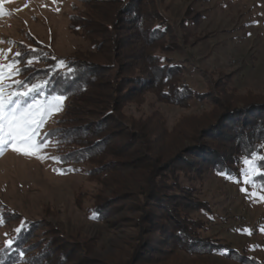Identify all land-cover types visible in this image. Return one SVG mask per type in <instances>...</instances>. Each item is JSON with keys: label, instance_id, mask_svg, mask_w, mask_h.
<instances>
[{"label": "trees", "instance_id": "16d2710c", "mask_svg": "<svg viewBox=\"0 0 264 264\" xmlns=\"http://www.w3.org/2000/svg\"><path fill=\"white\" fill-rule=\"evenodd\" d=\"M79 4L72 6L68 27L89 43L86 53L60 58L33 40V48L24 49L15 60L21 82L43 85L26 100L41 99L46 104L53 96L66 97L64 115L47 132L55 134L47 142L56 143L64 173L83 169L88 181L98 186L87 214L107 221L126 209L140 213L139 245L127 264L160 258L166 254L161 245L171 252L181 249L239 260L241 254L230 244L205 235L204 218H210L212 210L200 198V185L209 173L237 175L252 152L264 155V102L227 103L224 88L228 79L207 92L194 91L182 67L170 56L179 49L177 38L164 26L166 20L154 1L79 0ZM191 13L190 8L181 29L193 19ZM28 59L33 61L30 65ZM12 91H25L23 83ZM148 94L161 104L180 108L193 102L210 105L214 116L194 127L185 139L188 143L177 145L169 156L152 155L151 151H157L153 139L158 130H148L146 121L128 114ZM108 178H113V186L106 185ZM253 185L264 189V175H256ZM102 188L110 189L106 196ZM40 230H45V237L38 235ZM153 232L163 238L150 241L145 234ZM60 234L45 221H31L13 234L11 248L0 252V264H74L76 260L75 264H110L80 261L82 254L89 256L86 245L72 244ZM150 248L145 255L144 250ZM153 252L160 256L150 255ZM242 260L264 264L247 256Z\"/></svg>", "mask_w": 264, "mask_h": 264}, {"label": "rangeland", "instance_id": "374dc122", "mask_svg": "<svg viewBox=\"0 0 264 264\" xmlns=\"http://www.w3.org/2000/svg\"><path fill=\"white\" fill-rule=\"evenodd\" d=\"M152 1L166 20L164 26H169L177 38L179 49L170 56L182 67L194 91L207 92L228 79L230 83L224 88L227 103L242 106L250 99L264 102V0ZM73 4L80 6L79 0H0V50L5 53L0 57V70L4 72L3 84L11 85L5 88L6 93L17 86L15 81L22 80L19 75L9 76L12 69L7 65L16 59L17 52L32 49L33 40L60 58L87 52L89 43L68 27ZM190 8L193 19L181 29ZM91 59L103 61L99 57ZM16 67L20 69V65ZM36 101L46 106L41 99ZM141 103L132 105L128 114L146 121L148 130H158L157 139H153L157 151H151L157 156L167 157L177 145L188 143L185 139L193 128L214 116L212 107L202 103L180 108L161 104L151 94L145 95ZM64 112L63 105L62 111L50 115L41 130V139L56 127ZM41 154L43 160L11 149L0 154V252L17 228L39 220L54 226L70 243H84L90 252L88 257L82 254L80 261L86 258L127 264L139 245L140 213L126 209L111 220L91 218L87 207L98 186L88 181L81 167L76 174L62 171L60 161L52 159L59 158L54 141L47 142ZM244 168L243 162L235 176L209 173L200 185V198L212 210L210 218H204L208 227L205 235L230 244L241 254L239 260L181 249L171 252V248L161 245L159 248L166 254L153 252L150 255L160 258L146 264H245L244 256L264 263V189L253 185L256 175L249 178L252 183H245L241 175ZM112 181L108 178L106 185H112ZM109 190L102 188L101 193L106 196ZM44 232L37 233L43 238ZM145 236L150 241L163 238L156 232ZM150 250H144V254Z\"/></svg>", "mask_w": 264, "mask_h": 264}, {"label": "snow or ice", "instance_id": "6c2138e0", "mask_svg": "<svg viewBox=\"0 0 264 264\" xmlns=\"http://www.w3.org/2000/svg\"><path fill=\"white\" fill-rule=\"evenodd\" d=\"M58 10V9H57ZM2 42V41H0ZM11 43V42H9ZM10 51V49H9ZM35 51V49H33ZM5 56V53L0 50V57ZM16 57H20L21 53L17 52ZM33 61L27 60L30 65ZM18 61L13 60L12 64L7 65V68L12 69L9 76L19 75V69L16 67ZM64 65V62H60ZM73 71L69 69V72ZM4 72L0 70V154L11 149L17 154L36 157L43 160L45 157L41 154L42 149L47 146L48 137L55 135L54 133H44V139L41 137V130L49 119L50 115H54L63 110V100L66 98L63 95L53 96L46 101V106H40L36 100L28 101L27 98L31 93L38 92L43 86L42 84H31L26 82L15 81L17 85L23 83L25 91H7L5 88H11V85H4ZM264 148V145L261 146ZM244 159L245 168L242 169L241 175L245 177V183H252V176L264 175V155H257L252 152ZM59 162V158L52 157ZM255 195V193H253ZM264 199V197H261ZM2 222V219H0ZM24 225L16 229L19 233ZM7 246L11 248L13 241L8 240Z\"/></svg>", "mask_w": 264, "mask_h": 264}]
</instances>
